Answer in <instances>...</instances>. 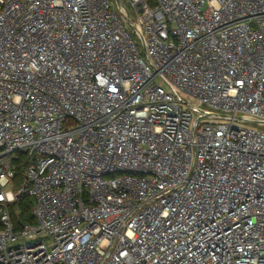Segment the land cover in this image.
Masks as SVG:
<instances>
[{
    "label": "built area",
    "instance_id": "2783aa9c",
    "mask_svg": "<svg viewBox=\"0 0 264 264\" xmlns=\"http://www.w3.org/2000/svg\"><path fill=\"white\" fill-rule=\"evenodd\" d=\"M0 264H264V0H0Z\"/></svg>",
    "mask_w": 264,
    "mask_h": 264
},
{
    "label": "trees",
    "instance_id": "16d2710c",
    "mask_svg": "<svg viewBox=\"0 0 264 264\" xmlns=\"http://www.w3.org/2000/svg\"><path fill=\"white\" fill-rule=\"evenodd\" d=\"M26 166V158L20 154V159L16 163V183L19 186L24 174V168ZM33 207V199L29 196H23L14 205L12 210L14 213V219H21L24 221L34 222L31 210Z\"/></svg>",
    "mask_w": 264,
    "mask_h": 264
},
{
    "label": "rangeland",
    "instance_id": "374dc122",
    "mask_svg": "<svg viewBox=\"0 0 264 264\" xmlns=\"http://www.w3.org/2000/svg\"><path fill=\"white\" fill-rule=\"evenodd\" d=\"M242 124L244 126H252V127H257V125L255 123H252V122H242Z\"/></svg>",
    "mask_w": 264,
    "mask_h": 264
}]
</instances>
